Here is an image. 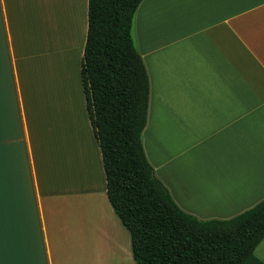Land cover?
I'll return each instance as SVG.
<instances>
[{
    "label": "crops",
    "instance_id": "crops-1",
    "mask_svg": "<svg viewBox=\"0 0 264 264\" xmlns=\"http://www.w3.org/2000/svg\"><path fill=\"white\" fill-rule=\"evenodd\" d=\"M87 28L88 0H0L3 264H137L86 107ZM132 36L143 147L179 207L228 219L263 200L264 0H141Z\"/></svg>",
    "mask_w": 264,
    "mask_h": 264
},
{
    "label": "trees",
    "instance_id": "trees-1",
    "mask_svg": "<svg viewBox=\"0 0 264 264\" xmlns=\"http://www.w3.org/2000/svg\"><path fill=\"white\" fill-rule=\"evenodd\" d=\"M141 0H88L81 77L109 200L131 234L137 264H264V199L228 219L184 211L157 177L142 142L150 82L134 44Z\"/></svg>",
    "mask_w": 264,
    "mask_h": 264
},
{
    "label": "snow or ice",
    "instance_id": "snow-or-ice-1",
    "mask_svg": "<svg viewBox=\"0 0 264 264\" xmlns=\"http://www.w3.org/2000/svg\"><path fill=\"white\" fill-rule=\"evenodd\" d=\"M3 159L2 152H0V256L3 253ZM0 264H3L2 259H0ZM21 264H39V262H21Z\"/></svg>",
    "mask_w": 264,
    "mask_h": 264
},
{
    "label": "rangeland",
    "instance_id": "rangeland-1",
    "mask_svg": "<svg viewBox=\"0 0 264 264\" xmlns=\"http://www.w3.org/2000/svg\"><path fill=\"white\" fill-rule=\"evenodd\" d=\"M74 78V77H73ZM68 84V83H67ZM74 85V86H73ZM73 85H72V80H71V85L69 84L68 85V88H69V91H70V97L72 98V103H75L76 101V97L78 96L77 94L79 93L78 92V89L76 87V84H74V81H73ZM77 92V93H76ZM69 93V92H68ZM75 98V100H74ZM74 100V101H73Z\"/></svg>",
    "mask_w": 264,
    "mask_h": 264
},
{
    "label": "bare ground",
    "instance_id": "bare-ground-1",
    "mask_svg": "<svg viewBox=\"0 0 264 264\" xmlns=\"http://www.w3.org/2000/svg\"><path fill=\"white\" fill-rule=\"evenodd\" d=\"M194 198V196H192Z\"/></svg>",
    "mask_w": 264,
    "mask_h": 264
}]
</instances>
